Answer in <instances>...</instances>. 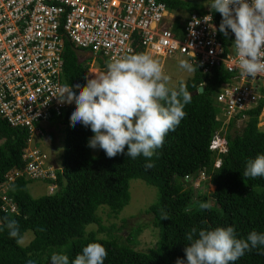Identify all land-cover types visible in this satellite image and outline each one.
<instances>
[{
    "label": "trees",
    "instance_id": "obj_1",
    "mask_svg": "<svg viewBox=\"0 0 264 264\" xmlns=\"http://www.w3.org/2000/svg\"><path fill=\"white\" fill-rule=\"evenodd\" d=\"M170 11L180 14L206 13L209 8L213 23L219 33L224 50L231 46V37L219 31L222 21L220 13L211 9L212 0H201L192 4L187 0H159ZM205 5V7H204ZM179 21L174 26L178 28ZM69 42L64 45V76L70 85L86 86L87 69L85 61L72 52ZM135 54L143 53V49ZM91 60V58H90ZM100 63V62H99ZM103 66L102 64L100 67ZM187 80V90L192 93L191 103L185 105L186 116L175 131H170L162 148L156 150L149 160L143 155L132 159L124 154L109 158L103 149L97 156L91 154L89 139L94 136L90 127L82 123L71 125L70 117L76 107L54 118L52 123L66 126L62 167L55 170V180L46 183L55 185L51 195L32 198L27 191L29 181L16 180L8 196L17 207L18 214L10 215L1 210L0 200V264H52L51 256L61 253L69 257V264L82 249L90 243H100L107 250L104 264H177L182 259L187 264L185 253L187 233L192 228L212 230L217 227L231 226L237 238L246 239L255 231L264 234V177L255 179L243 177L246 164L258 155L264 154V129L258 127V116L262 103L253 111L247 112L239 131L235 130L236 121L226 126L217 121L218 109L213 96L222 82L228 81L231 74L223 67L213 68L203 73L198 67ZM202 86L203 92L197 93ZM80 88H75L78 94ZM215 135L221 136L226 151L217 154L209 146ZM28 133L25 129L11 128L0 120V183L12 168L22 169L23 148L26 147ZM220 163L215 167L216 159ZM152 163V168H146ZM206 176L194 188L191 181L199 180L200 173ZM138 179L157 189L155 203L144 214L151 216L152 225L160 229L158 245L145 253L132 246L141 227L132 231L124 240L117 233L116 226L103 227L96 212L108 208L118 215L130 200L129 181ZM206 186L214 190L208 194H197ZM196 189V191H194ZM209 199V209H201L202 203ZM162 211L168 219L161 218ZM141 215V214H140ZM6 220L17 221L23 235L33 233L27 246H19L16 239L9 236ZM125 227L127 220H123ZM88 225H97V232L85 233ZM95 233L104 234L103 239ZM233 264H264V247L247 251Z\"/></svg>",
    "mask_w": 264,
    "mask_h": 264
},
{
    "label": "built area",
    "instance_id": "obj_2",
    "mask_svg": "<svg viewBox=\"0 0 264 264\" xmlns=\"http://www.w3.org/2000/svg\"><path fill=\"white\" fill-rule=\"evenodd\" d=\"M205 8L206 13L200 15L170 11L159 0H0V120L28 133L21 154L23 169L14 168L0 187L3 212L15 211L6 191L16 179L55 180L54 162L47 163L33 142L44 136L41 124L50 129L51 121L75 103L61 104L56 97L60 89L74 86L64 76L66 41L106 66L141 47L143 54L184 56L203 73L223 67L231 77L216 92L217 121L226 126L235 119L236 126L242 125L247 112L262 103L258 119L259 124L264 122V76L241 75L234 33L229 31L231 46L224 50L209 8ZM106 71L107 67L101 70ZM209 148L217 154L227 149L218 135ZM219 163L216 160L215 167ZM205 179L203 172L196 182L185 177L194 188ZM48 189L53 192L55 185L48 184Z\"/></svg>",
    "mask_w": 264,
    "mask_h": 264
},
{
    "label": "clouds",
    "instance_id": "obj_3",
    "mask_svg": "<svg viewBox=\"0 0 264 264\" xmlns=\"http://www.w3.org/2000/svg\"><path fill=\"white\" fill-rule=\"evenodd\" d=\"M206 5L221 14L219 31L225 37L229 35V31L234 33L233 47L239 57L241 75L253 79L264 76V0H212ZM76 49L85 53V56L90 55L87 50ZM85 56L78 58L81 60ZM81 61H85L88 66L87 73L91 68L99 74L87 79L83 88L75 85L59 90L56 97L61 104H71L73 101L76 103L70 117L71 125L74 127L77 123H82L85 127H90L94 136L89 139L88 146L103 149L109 158L124 154L127 146V157L136 159L143 155L150 160L156 150L163 147L166 135L175 131L186 116L184 107L191 103L192 93L183 83L178 88L169 87V76L165 74L160 62L147 54L114 59L107 66L102 64L101 67V61L99 63L91 55ZM95 63L98 64L97 67L94 66ZM106 67L107 71L102 73L101 70ZM179 67L188 73L195 71L193 65L186 60H181ZM74 87L80 88L78 94ZM261 123L258 122V127L264 125V122L262 125ZM216 160L220 161L219 158ZM153 166L152 163L145 165L146 168ZM55 167L57 169L56 164ZM8 173L0 187L5 183ZM242 175L252 179L264 177V154L249 160ZM16 180L7 186V194H10ZM10 200L12 201L11 198ZM13 205L15 211L6 214H18L16 205ZM200 208L209 209L210 205L202 203ZM161 218L168 219L167 213L162 211ZM5 226L9 236L16 239L19 246H24L25 237L21 234L17 221L6 220ZM186 239L189 241L185 247L187 264H233L247 251L264 247V234L253 231L246 239H241L237 238L235 229L231 226L199 231L192 228ZM107 255L102 244L90 243L75 257L72 264H104ZM51 262L69 264V257L54 253ZM28 264H35V261L30 259ZM177 264H185V261L178 259Z\"/></svg>",
    "mask_w": 264,
    "mask_h": 264
},
{
    "label": "rangeland",
    "instance_id": "obj_4",
    "mask_svg": "<svg viewBox=\"0 0 264 264\" xmlns=\"http://www.w3.org/2000/svg\"><path fill=\"white\" fill-rule=\"evenodd\" d=\"M144 54L150 55L152 58L160 62L165 74L169 76V87L171 88H178L182 83L185 85L187 80L193 75V73H188L179 67V62L181 60L187 61L184 56L163 58L150 52H145ZM89 57L90 55H86L84 58ZM84 58H81V60ZM97 61L100 62L101 60L97 59ZM94 66L97 67L98 64L95 63ZM90 71H93V69L90 68L89 73ZM212 98L214 105L218 111H220L219 104L216 102V94H214ZM51 124L50 129H46L45 124H41V126L44 127V136L34 140L33 145L38 147L42 154L45 155V161L47 163L54 162L57 167H62L66 126L62 123L54 124L51 122ZM259 127H263L264 129V125ZM241 128V124L235 126V130L232 129L231 134L234 133V131H239ZM1 143L2 140L0 139V144ZM99 152L100 148H91V154L93 156H97ZM26 188L30 196L35 199L53 193L49 192L48 184L41 180H33L29 182L26 185ZM206 188L207 189H199L197 194H208L214 190L213 186H206ZM194 191H196V189ZM129 195L130 200L128 204L123 207L118 215H113L109 209L105 207L98 209L96 214L103 227L108 228L110 226H116V228L120 230L117 235L121 236L124 240L128 237L133 228L140 226L141 232L135 237V243L132 246L135 250L147 253L149 250L157 247L160 237V229L152 225L151 216L144 214V211L147 210L151 204L155 203L158 191L155 187L147 185L141 180L132 179L129 181ZM208 204L213 205L211 199H209ZM123 220H127L125 227H123ZM97 230V225H88L85 233L88 234L91 231L97 232ZM95 232L94 234L97 238L103 239L104 234ZM23 236L25 237L24 246H27L33 239V233L27 231Z\"/></svg>",
    "mask_w": 264,
    "mask_h": 264
},
{
    "label": "water",
    "instance_id": "obj_5",
    "mask_svg": "<svg viewBox=\"0 0 264 264\" xmlns=\"http://www.w3.org/2000/svg\"><path fill=\"white\" fill-rule=\"evenodd\" d=\"M188 2H190V3H192V4H198L197 3V0H187ZM72 52L77 56V57H83V56H85V53H83V52H81V51H79V50H77L76 48H74V47H72ZM203 92V87L202 86H200L199 88H198V90H197V93L198 94H201Z\"/></svg>",
    "mask_w": 264,
    "mask_h": 264
},
{
    "label": "bare ground",
    "instance_id": "obj_6",
    "mask_svg": "<svg viewBox=\"0 0 264 264\" xmlns=\"http://www.w3.org/2000/svg\"><path fill=\"white\" fill-rule=\"evenodd\" d=\"M97 72L96 71L95 72H91V75H92L93 78H95V75L99 73V72L98 73Z\"/></svg>",
    "mask_w": 264,
    "mask_h": 264
},
{
    "label": "crops",
    "instance_id": "obj_7",
    "mask_svg": "<svg viewBox=\"0 0 264 264\" xmlns=\"http://www.w3.org/2000/svg\"><path fill=\"white\" fill-rule=\"evenodd\" d=\"M200 0H197V3L199 2ZM96 70H93L91 72H95ZM91 72H90V75H91ZM97 72V71H96ZM98 73V72H97ZM99 74V73H98ZM92 76V75H91ZM93 78V77H92Z\"/></svg>",
    "mask_w": 264,
    "mask_h": 264
}]
</instances>
